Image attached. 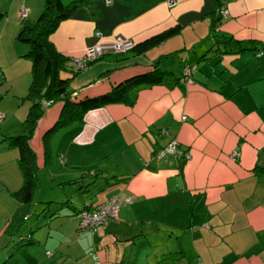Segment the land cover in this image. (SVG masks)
<instances>
[{
	"label": "crops",
	"instance_id": "obj_1",
	"mask_svg": "<svg viewBox=\"0 0 264 264\" xmlns=\"http://www.w3.org/2000/svg\"><path fill=\"white\" fill-rule=\"evenodd\" d=\"M60 2H77L48 36L66 58L60 76L69 77L71 101L161 74L132 87L128 103L86 110L53 130L46 146L62 102L44 108L29 140L35 189L14 229L31 242L13 246L7 225L21 204L13 193L22 176L4 137L20 132L31 78L27 46L15 36L43 0H0V264H264V0ZM170 28L176 32L141 53L69 66L98 35L137 44ZM219 35L250 49L228 51ZM185 67L191 82L182 79ZM172 139L187 158L155 156ZM114 194L131 203L76 233L72 209Z\"/></svg>",
	"mask_w": 264,
	"mask_h": 264
},
{
	"label": "trees",
	"instance_id": "obj_2",
	"mask_svg": "<svg viewBox=\"0 0 264 264\" xmlns=\"http://www.w3.org/2000/svg\"><path fill=\"white\" fill-rule=\"evenodd\" d=\"M76 5L77 2L62 4L60 0H43L42 9L34 21L30 24L23 25L15 36L18 42L27 46L25 55L30 60L31 78L24 96V99L29 102V108L25 119L21 123L20 132L4 137L8 146H13L17 149V165L22 176L20 188L13 193L21 204L16 208L15 213L9 219L7 225V229L11 232L12 237L14 236L11 241L13 246L31 242L29 235L18 236L14 229L22 221L27 211V208L25 209L24 206L29 203L35 189L37 166L35 154L29 145V140L31 139L37 120L43 114L45 106L42 103L44 101H49L50 104L56 101L62 102L56 120L43 134V142L45 143L44 146H46V138L53 130L61 128L74 120L81 119L86 110L109 103H128V92L132 87L140 83H154L161 74L160 71L153 70L152 72L135 75L113 85L103 94L71 101L68 91L69 77L60 76V72L67 69V66H65L66 58L54 49L48 36L61 20L69 16ZM3 15L0 12V19ZM213 21L216 22L215 20ZM175 32L176 28L164 30L159 34L134 44L131 50L141 53ZM216 37L218 38L215 41L217 44H222L221 47H226L228 51L233 53L250 49V43L248 42L235 41L229 36L224 35ZM96 206L90 207L86 203L80 207L73 208V214L77 219V223L80 219V213L93 210Z\"/></svg>",
	"mask_w": 264,
	"mask_h": 264
},
{
	"label": "built area",
	"instance_id": "obj_3",
	"mask_svg": "<svg viewBox=\"0 0 264 264\" xmlns=\"http://www.w3.org/2000/svg\"><path fill=\"white\" fill-rule=\"evenodd\" d=\"M27 11L28 9L26 7H21L18 11V16L21 18L25 17ZM221 13H224V11L221 10ZM134 44L135 43L132 40L117 35H113L105 40L98 35L97 42L87 46L82 55L69 59V66L76 70L81 69L85 67L87 63L96 60L107 52L112 54L128 52L133 48ZM191 69L192 68L190 67H185L182 71V79L186 82H191ZM42 104L46 107L50 102L44 101ZM1 118L2 114H0V119ZM166 153L172 154L177 158L188 157L187 154L178 148V144L174 139L168 141L160 150H158L155 156L160 157ZM129 203H131L130 197L122 198L117 194L110 196L105 202L97 205L93 210L84 211L79 214L80 219L76 225V233L95 230L98 226L115 218L116 210L119 206Z\"/></svg>",
	"mask_w": 264,
	"mask_h": 264
},
{
	"label": "rangeland",
	"instance_id": "obj_4",
	"mask_svg": "<svg viewBox=\"0 0 264 264\" xmlns=\"http://www.w3.org/2000/svg\"><path fill=\"white\" fill-rule=\"evenodd\" d=\"M70 177V175H63V176H60L59 178L60 179H68ZM58 181V179H55L54 181H51V183H56ZM37 189V188H36Z\"/></svg>",
	"mask_w": 264,
	"mask_h": 264
}]
</instances>
